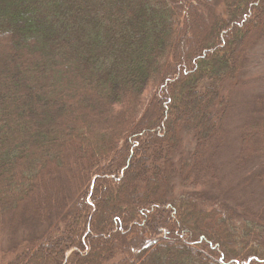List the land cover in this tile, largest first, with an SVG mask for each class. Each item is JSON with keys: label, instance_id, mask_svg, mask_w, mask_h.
Instances as JSON below:
<instances>
[{"label": "trees", "instance_id": "16d2710c", "mask_svg": "<svg viewBox=\"0 0 264 264\" xmlns=\"http://www.w3.org/2000/svg\"><path fill=\"white\" fill-rule=\"evenodd\" d=\"M263 33L264 0H0V228H38L1 264H264V215L237 229L185 189L216 174L224 86ZM253 111L239 161L264 191V94Z\"/></svg>", "mask_w": 264, "mask_h": 264}, {"label": "rangeland", "instance_id": "374dc122", "mask_svg": "<svg viewBox=\"0 0 264 264\" xmlns=\"http://www.w3.org/2000/svg\"><path fill=\"white\" fill-rule=\"evenodd\" d=\"M200 17V21L207 19L204 15ZM200 21L195 19L197 25ZM246 48L245 66L240 77L236 82H228L224 86V92L229 99V109L224 120L227 141L221 149L213 151L212 163L216 168V174L213 178L209 177L204 168L205 172L191 176L190 184L185 187L188 191L192 188L199 189L207 193L213 202L230 207L235 212L232 216L237 219V229H240L241 217L244 213L251 217L247 209L252 215L253 212L258 211L260 216L264 215V191L251 175L250 171L254 168L250 166V162L239 161L240 134L244 123L254 112L253 105L256 103V98L264 94V33L257 37L254 36ZM192 145L191 137L184 134V150H190ZM152 173L150 171L147 177H144L146 183H154L149 177ZM180 189L183 188L179 187ZM39 195L38 193L37 198ZM39 201L41 202V199ZM213 205L214 203L209 202L206 204L207 207ZM164 223L167 224L166 219ZM13 227L4 222L0 228V264L12 255L13 246L28 239L33 233H37L36 229H38L34 226ZM262 246L264 247V243ZM247 248L264 254V248L256 240H249Z\"/></svg>", "mask_w": 264, "mask_h": 264}]
</instances>
